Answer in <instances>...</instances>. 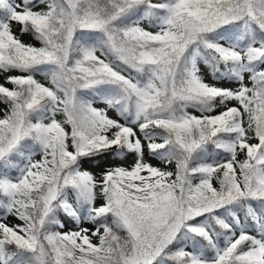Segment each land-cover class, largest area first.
<instances>
[{
  "label": "snow or ice",
  "instance_id": "obj_1",
  "mask_svg": "<svg viewBox=\"0 0 264 264\" xmlns=\"http://www.w3.org/2000/svg\"><path fill=\"white\" fill-rule=\"evenodd\" d=\"M0 79V264H264V0H0Z\"/></svg>",
  "mask_w": 264,
  "mask_h": 264
},
{
  "label": "rangeland",
  "instance_id": "obj_2",
  "mask_svg": "<svg viewBox=\"0 0 264 264\" xmlns=\"http://www.w3.org/2000/svg\"><path fill=\"white\" fill-rule=\"evenodd\" d=\"M20 28H19V26L18 25H13V31L14 32H16L17 34H19V30ZM25 40V39H24ZM27 41V43H30V40L28 39V40H26ZM3 81H2V79H0V83H2ZM10 86V85H9ZM97 107H103V105L102 104H97L96 105ZM197 115H199V113H196ZM109 115H111V116H113V118H116V114H115V112H109ZM39 157H37V159H38ZM150 162L151 163H153L154 165H156V166H159V167H162V168H165L166 170H173L172 169V165L170 164V165H165V164H163V163H161L160 161H158V160H154V159H150ZM129 163H131V160H129ZM84 167H88V168H90L93 172H98L100 169H97V168H95V167H93L90 163H85V165H84ZM10 223H14V222H16V221H9ZM86 227H92V225H85ZM67 229H65V231H66ZM94 243H98V241H96V240H94L93 241Z\"/></svg>",
  "mask_w": 264,
  "mask_h": 264
},
{
  "label": "trees",
  "instance_id": "obj_3",
  "mask_svg": "<svg viewBox=\"0 0 264 264\" xmlns=\"http://www.w3.org/2000/svg\"><path fill=\"white\" fill-rule=\"evenodd\" d=\"M25 43H27V41L26 40H30V43H35V41H33L32 40V37L30 36V35H23V36H21L20 37ZM25 39V40H24ZM13 75H16V74H19V73H12ZM38 79H41L42 80V82H44L43 81V79L41 78V77H37ZM172 165V169L174 170V167H175V165H174V162H173V164H171ZM86 168H88V167H86ZM89 170H91L90 168H88ZM92 171V170H91Z\"/></svg>",
  "mask_w": 264,
  "mask_h": 264
}]
</instances>
